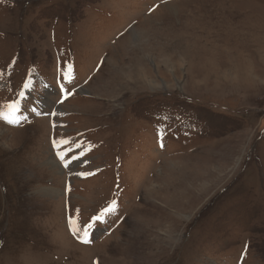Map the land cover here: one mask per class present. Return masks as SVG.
<instances>
[{
    "label": "rangeland",
    "instance_id": "rangeland-1",
    "mask_svg": "<svg viewBox=\"0 0 264 264\" xmlns=\"http://www.w3.org/2000/svg\"><path fill=\"white\" fill-rule=\"evenodd\" d=\"M0 113V264H264V0H0Z\"/></svg>",
    "mask_w": 264,
    "mask_h": 264
},
{
    "label": "bare ground",
    "instance_id": "bare-ground-1",
    "mask_svg": "<svg viewBox=\"0 0 264 264\" xmlns=\"http://www.w3.org/2000/svg\"><path fill=\"white\" fill-rule=\"evenodd\" d=\"M84 96V95H83ZM3 127L2 126H0V132H2L3 130ZM5 130H6V128H5ZM204 149V148H203ZM185 157V156H184ZM51 162H52V164H53V168L55 169V170H57V169H59L61 172H63V170H61L59 167H61L60 165L61 164H58V162L56 161V160H51ZM177 201V200H176ZM114 230V229H113ZM112 232V231H111ZM114 233H115V231H114ZM112 235V234H111Z\"/></svg>",
    "mask_w": 264,
    "mask_h": 264
},
{
    "label": "snow or ice",
    "instance_id": "snow-or-ice-1",
    "mask_svg": "<svg viewBox=\"0 0 264 264\" xmlns=\"http://www.w3.org/2000/svg\"><path fill=\"white\" fill-rule=\"evenodd\" d=\"M9 107L11 108L12 106H9ZM0 117H3L5 119H8V116L4 115L3 113H0Z\"/></svg>",
    "mask_w": 264,
    "mask_h": 264
}]
</instances>
